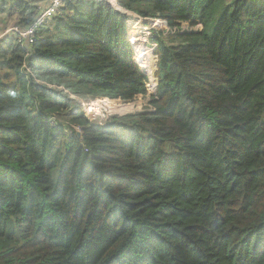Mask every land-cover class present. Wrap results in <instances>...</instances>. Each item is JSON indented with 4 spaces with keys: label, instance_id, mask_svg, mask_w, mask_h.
<instances>
[{
    "label": "trees",
    "instance_id": "1",
    "mask_svg": "<svg viewBox=\"0 0 264 264\" xmlns=\"http://www.w3.org/2000/svg\"><path fill=\"white\" fill-rule=\"evenodd\" d=\"M114 2L0 38V264H264V0ZM130 13L162 23L151 76ZM155 92L103 127L78 101Z\"/></svg>",
    "mask_w": 264,
    "mask_h": 264
},
{
    "label": "built area",
    "instance_id": "2",
    "mask_svg": "<svg viewBox=\"0 0 264 264\" xmlns=\"http://www.w3.org/2000/svg\"><path fill=\"white\" fill-rule=\"evenodd\" d=\"M64 1L66 0H49V2L43 3L39 6L40 13L34 23L27 27L20 26H12L6 31H4L0 38L7 37L8 35L13 36L17 43L22 47L30 48V46L34 45L37 41V31L38 29L48 20H51L56 14H58L59 10L62 8ZM114 2V0H111ZM115 3V2H114ZM131 19L135 20H146L134 13H130ZM129 28V26H128ZM131 34V33H130ZM153 34V30H152ZM155 45V44H154ZM156 46V45H155ZM134 47V45L132 46ZM134 49V48H133ZM157 49V46H156ZM155 49V50H156ZM135 51V50H134ZM81 103L83 112L93 121H96L97 124L103 127L109 117L112 115L108 112H104L100 107V104L103 106L105 101H99L95 99L93 101H84L78 100ZM105 110V109H104ZM53 126H56L54 120H52Z\"/></svg>",
    "mask_w": 264,
    "mask_h": 264
},
{
    "label": "rangeland",
    "instance_id": "3",
    "mask_svg": "<svg viewBox=\"0 0 264 264\" xmlns=\"http://www.w3.org/2000/svg\"><path fill=\"white\" fill-rule=\"evenodd\" d=\"M130 22H135V23L139 24V26H141L142 28H146L147 29V31L142 30V34L141 35L144 36V38L147 40L146 47L149 48V49H152V51L149 50L148 52H146V54L144 52L143 54H140V57H141V59H143L145 56L153 55L154 56L153 60H155V62H156V66H155L156 69H155L154 72H156V70H157V57H156V54H155L156 46L151 42V39L153 38L152 30L153 29L162 30V23L157 21L156 24H152L153 23L152 19H151V22H143L141 20L130 19L128 21V26H129V32L131 33L130 35H131L132 46L135 43L137 45V42H134V44H133V37L137 34V32L135 30L131 29L132 26L130 25ZM165 30H168V29L166 28ZM141 41H143V40H141ZM136 45H134L133 48L135 50V60L138 63V53H137L136 48H135ZM143 60H144V64H146L147 60H145V59H143ZM140 65H141V63H140ZM141 70H142V72H144V70L142 68H141ZM154 72H153V74H155ZM146 73L151 75V73L148 72V71ZM156 91H157V89H156ZM155 94H156V92L155 93H149L146 96L145 99H139V100L134 101L132 103H123V102H120V101H113V102L105 101V103H103L104 104L103 106L100 104V107L102 108V110L104 112H108L110 114L127 115V114H130V113L134 112V111H139L142 108L143 104L145 102H147L150 99V97L155 95ZM98 100L99 101H103L101 99H98ZM119 108L120 109L125 108V109H123V111L122 110L120 111ZM81 109H82V107H81ZM121 113H123V114H121ZM57 120H58V118H57Z\"/></svg>",
    "mask_w": 264,
    "mask_h": 264
},
{
    "label": "bare ground",
    "instance_id": "4",
    "mask_svg": "<svg viewBox=\"0 0 264 264\" xmlns=\"http://www.w3.org/2000/svg\"><path fill=\"white\" fill-rule=\"evenodd\" d=\"M143 22H151V19H146V20H142ZM132 29L135 30L137 32V34L133 37V44L134 42H137V45L136 43L134 45L135 48H136V51L138 53V59L141 61V57H140V54H143L145 52H148L149 50L152 51V49H149L146 47V44H147V40L144 38V36H142V30L144 31H147L146 28H142L141 26H139V24L137 23H134L133 26H132ZM141 30V31H140ZM143 40V41H141ZM132 42V41H131ZM154 56L153 55H150V56H145L143 59L147 60L146 64L143 65V69L144 71H148L151 73V75H153L152 73L155 71L156 67V62L155 60H153ZM139 61V62H140ZM141 63V62H140ZM141 66V65H140ZM146 75V74H145ZM151 75H147V76H151Z\"/></svg>",
    "mask_w": 264,
    "mask_h": 264
},
{
    "label": "crops",
    "instance_id": "5",
    "mask_svg": "<svg viewBox=\"0 0 264 264\" xmlns=\"http://www.w3.org/2000/svg\"><path fill=\"white\" fill-rule=\"evenodd\" d=\"M12 3L8 4V7H11ZM0 5H2L1 0H0ZM41 6V5H40ZM17 24V20L15 18L9 17L8 14H3L0 16V26L3 27L4 29L0 32V35L9 29L12 26H15Z\"/></svg>",
    "mask_w": 264,
    "mask_h": 264
},
{
    "label": "water",
    "instance_id": "6",
    "mask_svg": "<svg viewBox=\"0 0 264 264\" xmlns=\"http://www.w3.org/2000/svg\"><path fill=\"white\" fill-rule=\"evenodd\" d=\"M16 1H24V2H27V3H45V2H48L49 0H16ZM157 62H158V57H157Z\"/></svg>",
    "mask_w": 264,
    "mask_h": 264
},
{
    "label": "clouds",
    "instance_id": "7",
    "mask_svg": "<svg viewBox=\"0 0 264 264\" xmlns=\"http://www.w3.org/2000/svg\"><path fill=\"white\" fill-rule=\"evenodd\" d=\"M140 67V66H139Z\"/></svg>",
    "mask_w": 264,
    "mask_h": 264
}]
</instances>
